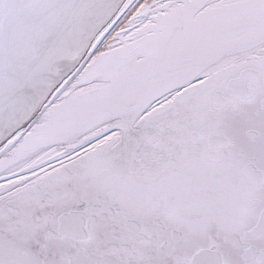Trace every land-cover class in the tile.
<instances>
[{"label":"snow or ice","instance_id":"1","mask_svg":"<svg viewBox=\"0 0 264 264\" xmlns=\"http://www.w3.org/2000/svg\"><path fill=\"white\" fill-rule=\"evenodd\" d=\"M0 264H264V0H0Z\"/></svg>","mask_w":264,"mask_h":264}]
</instances>
